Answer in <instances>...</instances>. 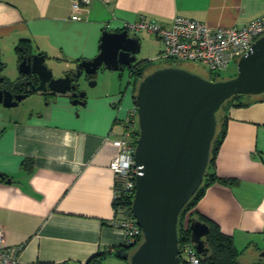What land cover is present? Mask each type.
<instances>
[{
	"label": "crops",
	"instance_id": "0c3cea01",
	"mask_svg": "<svg viewBox=\"0 0 264 264\" xmlns=\"http://www.w3.org/2000/svg\"><path fill=\"white\" fill-rule=\"evenodd\" d=\"M72 2L0 0V75L19 62V45L72 65L99 52L103 30L121 31L140 17L168 25L179 14L214 27H241L264 12V0H91L72 19ZM129 33L141 48L150 41L154 56L162 49L148 31ZM124 69L122 93L121 70L108 69V89L83 82L82 104L68 94L39 91L12 107L0 104V226L5 244L18 247L21 264L118 258L125 233L113 205L109 163L116 148L108 138L121 136L135 105L136 84ZM213 170L231 182L207 186L190 211L231 236L239 264H264V98L228 107Z\"/></svg>",
	"mask_w": 264,
	"mask_h": 264
},
{
	"label": "water",
	"instance_id": "95a60500",
	"mask_svg": "<svg viewBox=\"0 0 264 264\" xmlns=\"http://www.w3.org/2000/svg\"><path fill=\"white\" fill-rule=\"evenodd\" d=\"M140 42L128 30H103L99 52L90 59L66 61L44 53L24 51L20 77L33 76L30 90L14 94L0 86V104L12 107L34 91L68 94L83 103L84 81L95 85L99 68L123 70L137 62ZM3 78L0 77V83ZM264 93V35L255 39L236 62L233 76L211 79L176 65L157 67L137 83L133 99L138 116L134 149L137 166L131 212L142 232L132 250L119 247L116 256L128 264H182L179 255V216L204 180L212 140L217 131V112L234 95ZM8 182L10 179L8 178ZM190 239L206 254L209 226L189 219ZM264 257V250L261 251Z\"/></svg>",
	"mask_w": 264,
	"mask_h": 264
},
{
	"label": "built area",
	"instance_id": "2783aa9c",
	"mask_svg": "<svg viewBox=\"0 0 264 264\" xmlns=\"http://www.w3.org/2000/svg\"><path fill=\"white\" fill-rule=\"evenodd\" d=\"M90 1L73 0L70 17L78 18V13L85 9ZM103 1L109 3L113 0ZM123 28L133 33L145 30L162 41V49L152 61L198 62L206 67L209 74L220 75L231 63L236 64L238 58L250 49L255 39L264 35V12L241 27H214L198 19L177 14L168 25L140 17L135 21L124 23ZM137 136L138 116L134 105L124 120L121 136L108 138L116 148V153L109 163L115 181L119 182V187L114 190V198L118 197L119 193L129 196L134 194L137 173L134 149ZM115 213L119 216V226L125 233V245L129 249L136 247L142 240V232L132 215L131 206L119 205L115 207ZM183 226L188 227L189 222H185ZM179 249L184 264H201L199 253L191 239L183 241ZM0 264H21L18 247L5 244L2 226H0Z\"/></svg>",
	"mask_w": 264,
	"mask_h": 264
},
{
	"label": "trees",
	"instance_id": "16d2710c",
	"mask_svg": "<svg viewBox=\"0 0 264 264\" xmlns=\"http://www.w3.org/2000/svg\"><path fill=\"white\" fill-rule=\"evenodd\" d=\"M19 51V58L21 59L23 55V50L21 49L20 45L17 47ZM19 59V60H20ZM152 60L148 59H141L137 61L130 69L131 76L134 79L135 85V90L137 87V83L140 80V78L146 74L147 68L150 66V63H152ZM174 61H168L166 65H173ZM157 67H154L151 70L155 69ZM209 74V73H208ZM235 74V73H234ZM233 74V75H234ZM231 75V76H233ZM94 74L89 75V78H93ZM209 78L211 79H220V78H226V77H220V75H208ZM230 77V76H228ZM264 98V93L260 95H245V94H239V95H234L233 97L229 98L226 100L221 108L217 112V131L216 134L212 140L211 144V150H210V157H209V163L205 172L204 180L201 186L198 188V190L194 193V195L188 200L184 208L182 209L180 216H179V223H178V238H179V247H181L183 241H190V229L188 227H184L181 225L182 221V215L183 213L188 209H192L197 200L203 195L205 189L207 186L212 184L213 182H221L228 184L231 182V179L225 178V177H220L216 175L214 172V161H215V156L218 150V147L221 143V140L223 138V135L225 133V113L226 110L228 109L229 106L232 104H237V105H244L248 104V102L255 100V99H263ZM223 111V118L219 121V115L220 112ZM119 187V182L115 181V190ZM133 195H127L125 193H119V196L113 199V205L114 208L119 206V205H129L131 206V201H132ZM117 215V214H116ZM195 217L201 221H204L207 223L209 226V231L208 234L205 237L206 241V246L208 248L206 254H200L199 253V258L201 261V264H239L238 261V256L239 252L235 248L232 238L229 235H226L222 233L214 222L210 221L208 218L205 216L201 215L197 211H191V217ZM126 249H129L127 246ZM133 248H130L129 250H132ZM100 256V254L98 255ZM97 256V257H98ZM94 257L90 260H88L84 264H102L103 258H97ZM182 264H184L182 262Z\"/></svg>",
	"mask_w": 264,
	"mask_h": 264
},
{
	"label": "rangeland",
	"instance_id": "374dc122",
	"mask_svg": "<svg viewBox=\"0 0 264 264\" xmlns=\"http://www.w3.org/2000/svg\"><path fill=\"white\" fill-rule=\"evenodd\" d=\"M152 47H153L152 43L150 41H147V45L145 43L142 48L140 47V50L137 53V58L138 59H142V58L152 59V58H154L155 56L153 54ZM167 63L168 62L163 61V60H160V61L153 60V62L150 63V66L147 68L148 70L146 72H149L150 69H152L154 67L166 66ZM173 65L186 68L190 71L196 72V73L201 74L202 76H205V77H208V75H209L206 67H204L202 64H200L198 62L186 61V60L185 61H176L173 63ZM118 72L122 73L121 77L116 76V79L118 80V82L120 81V83L123 87L122 90L119 91L122 93L124 90V85H125L126 80L128 78V70L124 69V70H121ZM235 72H236V64L231 63L226 70H223L220 73V77H228V76L233 75ZM20 76L21 75H20V72L18 70V64L16 62L12 63V64L9 63L4 68L3 74L0 75V77L3 78L2 83L5 86L12 85L13 81L18 79ZM111 77H112V72H110V70L100 68L97 70L94 77L92 78V79H95V81H96L95 85H89L88 81H84V83H86V85H87V87H89V89H94L97 91H101V89L106 90L109 87V82L111 80ZM219 116H220L219 117L220 118L219 121H220L221 118H223V111L220 112ZM190 217H191V211H190V209L189 210L187 209L182 215V221L180 224L184 225L185 222H187V221L189 222ZM102 264H128V260H120L118 258H114L112 260H107L106 262L103 261Z\"/></svg>",
	"mask_w": 264,
	"mask_h": 264
},
{
	"label": "flooded vegetation",
	"instance_id": "af4514ba",
	"mask_svg": "<svg viewBox=\"0 0 264 264\" xmlns=\"http://www.w3.org/2000/svg\"><path fill=\"white\" fill-rule=\"evenodd\" d=\"M32 84H36L33 76H28V77H25V76H22L17 83L15 84H12V85H9V86H5L3 85V83H0V86L1 87H5V88H8L9 90L12 91V93L14 94H17V93H22L24 91H29L30 88L32 87ZM45 94H53L51 92H45ZM71 100L73 99L72 97H70ZM80 99H83V97H79V100Z\"/></svg>",
	"mask_w": 264,
	"mask_h": 264
}]
</instances>
